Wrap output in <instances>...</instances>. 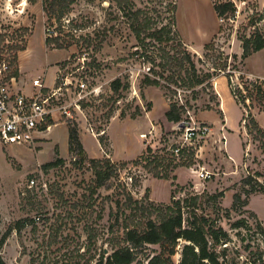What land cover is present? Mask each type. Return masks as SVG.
<instances>
[{
    "label": "rangeland",
    "instance_id": "374dc122",
    "mask_svg": "<svg viewBox=\"0 0 264 264\" xmlns=\"http://www.w3.org/2000/svg\"><path fill=\"white\" fill-rule=\"evenodd\" d=\"M49 1L0 0V41L10 45L5 57L11 55L20 85L30 84L39 75L52 85L60 69H75L86 57L85 70L98 72L96 83L101 88L76 114L82 151L69 150L67 127L73 123L65 121L37 133L30 146L0 144V239L12 229L0 256L7 264H94L127 245V225L142 227L147 219L156 217L154 209L147 211L151 204H168L172 194L184 199L218 191L224 192L219 201L224 209H231V221L241 217L248 221L250 230H230L229 245L230 255L236 256V249L246 255L244 246L259 237L254 235L258 220L251 212L264 227V192L252 193L249 204L240 210H232L233 196L243 193L245 177L254 176L264 183V139L256 138L249 121L251 112L264 128V110L258 102L249 100L246 106L238 102L226 72H231L235 86L242 82L241 76L264 81V49L242 60L239 39L251 32L250 19L264 14V0H233L236 17L220 19L223 30L213 39L215 49L208 51L204 45L191 48L181 42L195 54L198 68L213 73L209 83L196 87L197 98L186 86L177 88L175 95L163 86L142 82L149 64L134 54L138 41L132 21L115 0H74L60 21L49 19ZM126 4L128 10L147 11L157 27L171 21L175 6L179 32L187 34L191 29L193 19L179 0H123V7ZM209 9L208 3L196 7L198 12ZM258 26L264 32V18ZM47 31L53 37L60 35L63 47L54 42L46 45ZM232 54L238 55L237 61ZM226 55L229 67L220 71L216 63ZM118 77L124 81L128 77L131 84L121 96L111 89V82ZM172 101L185 103L188 109L178 123L168 121L165 115ZM220 118L223 123L226 119V129ZM187 123L211 127L206 138L193 141L189 159L194 165L179 171V183L169 179L172 167L167 170L168 179L157 176L166 168L151 162L154 155L164 156L161 150L166 143L179 142ZM140 133H147L148 138H141ZM112 147L114 158L121 160H113ZM143 149L146 152L140 158ZM57 159L61 162L45 167ZM202 168L213 173L212 178L201 180L196 170ZM105 173L110 177L104 179ZM32 178L36 184L30 187ZM101 180L104 182L99 185ZM199 203L200 212L216 217L213 202L204 196ZM20 223L24 225L17 230ZM223 225L229 228L226 219ZM182 244L180 241L173 256L176 263ZM148 247L151 252L161 250L158 244ZM136 264H145L143 253Z\"/></svg>",
    "mask_w": 264,
    "mask_h": 264
},
{
    "label": "trees",
    "instance_id": "16d2710c",
    "mask_svg": "<svg viewBox=\"0 0 264 264\" xmlns=\"http://www.w3.org/2000/svg\"><path fill=\"white\" fill-rule=\"evenodd\" d=\"M74 0H50L47 7L49 19L57 18V21L62 20L65 16L69 6ZM120 6L124 14L132 21L131 28L138 41L137 49L134 54L142 58L145 63H148V70L144 74L142 82L145 85L163 86L171 93L177 94V88L186 86L193 89L197 98L198 92L196 87L204 84L211 79L213 73L204 71L198 68L194 60L195 54L189 49L183 48L181 45L182 37L177 28L176 21V7L174 6V14L169 23H165L157 27L147 11L142 9L128 10V5L123 7V0H115ZM214 8L220 19H233L236 17L237 5L233 0H214ZM264 18L262 13L256 19H250L252 30L249 34L240 35L239 39L242 41V55L241 59L245 60L252 54L264 49V32L259 28L258 23ZM62 24V23H61ZM223 26L220 25L219 33L222 32ZM218 33V34H219ZM217 35V34H216ZM213 37V39L216 37ZM213 39L204 44L206 50L215 49ZM4 40V39H2ZM0 41V44L2 42ZM61 36L53 37L50 31H47L45 39L46 45L54 42L58 47H63L60 43ZM223 54V52H222ZM232 59L237 61L238 55L232 54ZM90 64V63H89ZM237 69V65H234ZM220 71H227L229 67V55L225 59L216 63L215 66ZM216 70V69H215ZM230 84V89L238 102L246 106L250 100L252 104L258 102L260 108L264 110V81L250 80L240 77L242 82L234 85L232 81V74L230 71L226 72ZM125 81L118 77L111 82V89L114 94L122 95L123 91H128L131 84L128 77ZM144 98V94L142 93ZM170 100H172L170 98ZM85 106V105H84ZM188 111L185 103L172 101L169 104L165 115L168 121L178 123L182 121L183 114ZM136 114H132L135 117ZM251 130L256 132V138L264 139V128L260 126L255 116L249 113ZM73 123L69 129V150L72 152L76 148L79 151L83 150V144L79 137L77 124ZM68 123V124H69ZM183 151L180 161L171 153L164 156L154 155L151 162H155L156 166H165L166 171L162 174L159 170L158 175L161 178L168 179V168L172 169L178 166H193V162L189 159L193 156V151ZM264 150V145H263ZM147 151H151L149 148ZM146 150L139 156H144ZM137 157V158H139ZM164 160H167V165H163ZM61 162V159L51 161L45 164V167H52ZM125 161L123 163H127ZM173 169V170H174ZM173 172V171H172ZM261 176V174H257ZM110 175H104V179L109 178ZM169 179L176 180L175 175H171ZM103 180L99 185L103 184ZM174 182V181H172ZM245 187L243 193H235L233 196L232 210H240L249 204V196L258 191L264 192V183L259 178L254 176L245 177L243 180ZM246 186H250L247 189ZM194 194L184 199L176 198L174 194L171 196V201L168 204L154 205L151 204L147 211L153 210L156 212L155 218H149L140 226L125 227L124 240L127 245L114 249V251L106 257H101L94 264H136L139 260L140 254L145 256V264H264V227L258 219L255 212L251 214L258 220V229L254 232L256 237L255 243H247L244 246L246 255L240 253L238 249L235 250L236 256L230 255L231 251L229 245L232 241L230 230L249 229L250 226L245 217H241L236 221H231V209H224L220 204V199L224 196L223 191H218L213 194ZM244 194V195H243ZM207 201L213 202L216 212V217H212L204 210L200 212L202 203L199 200L203 197ZM157 218V220H156ZM226 219L229 228L223 225ZM20 223L17 230L23 226ZM12 229H9L0 239V250L6 242ZM240 232V231H238ZM245 240L244 237H242ZM181 246V256L178 263L175 262L173 256L177 252V246ZM160 245L161 250L150 251L148 245ZM0 264H7L5 259L0 256Z\"/></svg>",
    "mask_w": 264,
    "mask_h": 264
},
{
    "label": "built area",
    "instance_id": "2783aa9c",
    "mask_svg": "<svg viewBox=\"0 0 264 264\" xmlns=\"http://www.w3.org/2000/svg\"><path fill=\"white\" fill-rule=\"evenodd\" d=\"M0 36H2L1 33ZM9 46L6 45L5 40H2L0 44V144L30 146L37 133L46 132L59 123L74 122L78 111H82V107L88 104L90 96L99 94L101 86L96 83L98 72L85 70L86 57L83 59V65L75 69H64V67L60 69L53 85H49L41 75L34 77L28 85H20L21 78L17 74V67L13 65L11 55L8 58L5 57V49L7 50ZM16 57L17 54H14V63ZM210 130L211 127L206 124H190L179 135L180 141L166 143L161 154L171 153L176 158L175 162L180 161L182 152L189 151L194 140L206 138ZM141 138H148V134H141ZM196 172L201 180L210 179L213 175L204 168ZM35 184L36 179L32 178L29 186L33 187ZM43 186L46 187V183Z\"/></svg>",
    "mask_w": 264,
    "mask_h": 264
},
{
    "label": "crops",
    "instance_id": "0c3cea01",
    "mask_svg": "<svg viewBox=\"0 0 264 264\" xmlns=\"http://www.w3.org/2000/svg\"><path fill=\"white\" fill-rule=\"evenodd\" d=\"M181 2H184L186 4V6L188 8V11H189V13L191 15V18L193 19L191 21V23H190L191 24L190 31L187 34H184V33L182 34L180 32L182 40L191 48H200L201 46H203L207 42L211 41L213 39V37L216 34L219 33V29H220V25H221L220 24V18H219L218 14H217V12H216V10L214 8L213 2H211L210 0H179V3H181ZM205 3L209 4V8H210L209 11L200 10L198 12L196 10V7L201 6V5H205ZM21 64H22L21 65V67H22L23 66V62L22 61H21ZM21 71H22V69H21ZM49 85H51V84H49ZM202 114H203V112L199 114L200 118H201ZM202 119H204V118L202 117ZM220 122H221V118H220ZM218 123H219V121H218ZM220 124H221L222 127H224V129L227 128L226 127V119H225V123L221 122ZM67 131H68V139H69V129H68V127H67ZM140 135H141V133H140ZM110 140H111V138H110ZM111 145H112V140H111ZM143 152H144V149L141 152V154ZM112 158H113V160H117V161L121 160V159L118 160V159L114 158V156H113V147H112ZM198 165H200V164L198 163ZM181 169L187 171L190 168L187 167V166H178V167H176L174 169V171L172 172V174L176 176V182H178L179 171Z\"/></svg>",
    "mask_w": 264,
    "mask_h": 264
}]
</instances>
